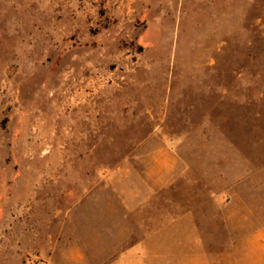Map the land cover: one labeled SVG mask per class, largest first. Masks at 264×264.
Segmentation results:
<instances>
[{
    "label": "rangeland",
    "instance_id": "obj_1",
    "mask_svg": "<svg viewBox=\"0 0 264 264\" xmlns=\"http://www.w3.org/2000/svg\"><path fill=\"white\" fill-rule=\"evenodd\" d=\"M206 200L251 264L264 0H0V264L168 260Z\"/></svg>",
    "mask_w": 264,
    "mask_h": 264
},
{
    "label": "crops",
    "instance_id": "obj_2",
    "mask_svg": "<svg viewBox=\"0 0 264 264\" xmlns=\"http://www.w3.org/2000/svg\"><path fill=\"white\" fill-rule=\"evenodd\" d=\"M220 201L221 199H213V202ZM214 205H210L209 201L206 200L205 204L197 210V213L200 214L199 220H197L198 217H195L196 219L194 218V210L191 208H186L185 214L180 211V214L171 215L169 258L168 260L156 261L157 263L154 264H226L227 251L225 250L224 243L226 224L225 209L218 204ZM251 212H264V207L262 206L259 210L252 208ZM211 224L215 226V231L218 232V235L216 239L211 240L207 238L206 241L201 236V233ZM183 236L185 239H183ZM193 237L196 240H190ZM194 241L200 247L197 252L193 250ZM249 244L256 248V251L251 250L249 252L250 263L264 264V226L254 230L250 236ZM185 245H187L186 248L188 250L186 248L183 250ZM232 246V251L228 253H232L233 264H242V257L237 248V244H233ZM123 258L126 260L123 264H148L145 261V253L140 251H129Z\"/></svg>",
    "mask_w": 264,
    "mask_h": 264
}]
</instances>
